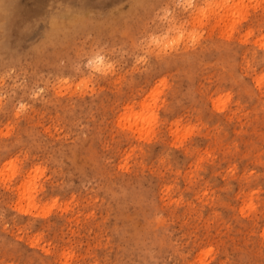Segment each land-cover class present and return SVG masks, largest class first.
I'll return each instance as SVG.
<instances>
[{
	"label": "rangeland",
	"instance_id": "374dc122",
	"mask_svg": "<svg viewBox=\"0 0 264 264\" xmlns=\"http://www.w3.org/2000/svg\"><path fill=\"white\" fill-rule=\"evenodd\" d=\"M0 264H264V0H0Z\"/></svg>",
	"mask_w": 264,
	"mask_h": 264
},
{
	"label": "bare ground",
	"instance_id": "6f19581e",
	"mask_svg": "<svg viewBox=\"0 0 264 264\" xmlns=\"http://www.w3.org/2000/svg\"><path fill=\"white\" fill-rule=\"evenodd\" d=\"M260 80V79H259ZM12 187V186H11ZM21 192H23V191H21Z\"/></svg>",
	"mask_w": 264,
	"mask_h": 264
}]
</instances>
